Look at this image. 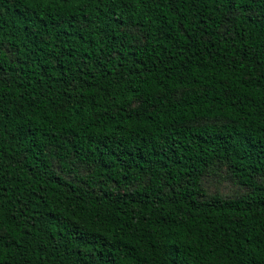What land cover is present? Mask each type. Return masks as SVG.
Masks as SVG:
<instances>
[{
    "label": "trees",
    "instance_id": "1",
    "mask_svg": "<svg viewBox=\"0 0 264 264\" xmlns=\"http://www.w3.org/2000/svg\"><path fill=\"white\" fill-rule=\"evenodd\" d=\"M0 264H264V0H0Z\"/></svg>",
    "mask_w": 264,
    "mask_h": 264
},
{
    "label": "rangeland",
    "instance_id": "2",
    "mask_svg": "<svg viewBox=\"0 0 264 264\" xmlns=\"http://www.w3.org/2000/svg\"><path fill=\"white\" fill-rule=\"evenodd\" d=\"M204 187L210 193H220L224 196H237L248 192V188L230 176L225 165L217 166L215 172L206 173Z\"/></svg>",
    "mask_w": 264,
    "mask_h": 264
}]
</instances>
